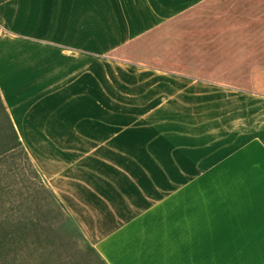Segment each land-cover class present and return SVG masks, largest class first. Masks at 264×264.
I'll return each instance as SVG.
<instances>
[{"label": "crops", "instance_id": "1", "mask_svg": "<svg viewBox=\"0 0 264 264\" xmlns=\"http://www.w3.org/2000/svg\"><path fill=\"white\" fill-rule=\"evenodd\" d=\"M255 1L0 0V100L104 264H264V69L223 53Z\"/></svg>", "mask_w": 264, "mask_h": 264}, {"label": "rangeland", "instance_id": "2", "mask_svg": "<svg viewBox=\"0 0 264 264\" xmlns=\"http://www.w3.org/2000/svg\"><path fill=\"white\" fill-rule=\"evenodd\" d=\"M240 4L238 16L231 20L238 28L231 35L224 34V40L228 37L232 41L233 49L223 53L239 61L234 74L246 73L250 64H256V75L259 68L264 69V0ZM233 84L244 87L246 83ZM255 85L262 89L264 82L256 81ZM7 138L0 114V143ZM30 219L42 228L39 238L29 232ZM19 223L25 228L18 232ZM0 225L12 232L0 250V264H104L18 146L0 160ZM243 244L250 243H240L242 248ZM258 260L261 259L240 256L238 264H253ZM223 261L231 264L230 259ZM192 264H214V258L192 259Z\"/></svg>", "mask_w": 264, "mask_h": 264}, {"label": "trees", "instance_id": "3", "mask_svg": "<svg viewBox=\"0 0 264 264\" xmlns=\"http://www.w3.org/2000/svg\"><path fill=\"white\" fill-rule=\"evenodd\" d=\"M0 114L2 117V121H3V127H5V130L7 131L8 136H9V139L7 138L6 141H3L0 143V160L5 158L6 153L8 151L13 150V148L16 146H18L23 151V153L26 155L25 151L23 150L20 144L17 134L14 130V127L12 123L10 122L9 117L4 109V106L2 105L1 100H0ZM27 226H28V229L31 235H33L36 238L40 237V235L42 234V228L36 220L30 219L29 222H27ZM24 228L25 226L22 223H19L17 230L19 232V230L21 231ZM11 234L12 232L8 230L6 226L0 225V250L3 249L4 246L8 243V239L11 236Z\"/></svg>", "mask_w": 264, "mask_h": 264}]
</instances>
